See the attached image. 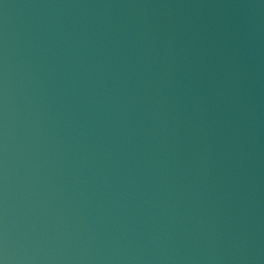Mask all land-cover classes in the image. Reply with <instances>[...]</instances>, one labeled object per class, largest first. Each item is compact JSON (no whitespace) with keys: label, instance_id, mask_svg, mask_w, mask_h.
Instances as JSON below:
<instances>
[{"label":"water","instance_id":"1","mask_svg":"<svg viewBox=\"0 0 264 264\" xmlns=\"http://www.w3.org/2000/svg\"><path fill=\"white\" fill-rule=\"evenodd\" d=\"M0 264H264V0H0Z\"/></svg>","mask_w":264,"mask_h":264}]
</instances>
